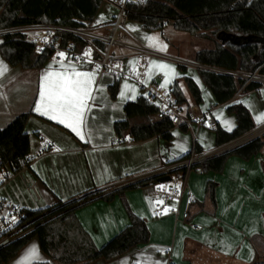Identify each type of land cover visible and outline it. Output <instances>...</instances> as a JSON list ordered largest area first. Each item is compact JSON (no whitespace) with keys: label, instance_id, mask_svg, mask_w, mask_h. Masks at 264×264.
Instances as JSON below:
<instances>
[{"label":"crops","instance_id":"1","mask_svg":"<svg viewBox=\"0 0 264 264\" xmlns=\"http://www.w3.org/2000/svg\"><path fill=\"white\" fill-rule=\"evenodd\" d=\"M104 4L118 11L107 0ZM99 13L92 23L81 29L88 42L97 40L107 48L117 15L104 20L99 18ZM129 22L116 32V44L111 49L114 60L121 62L119 69L136 70L137 55L143 49L156 55L148 59L143 83L121 80L116 99L109 90L115 79L109 74L100 75L91 61L85 64L67 61L64 54L53 57L41 69H24L12 66L0 52V67L7 69L0 75V130L17 116L32 113L26 126L32 162L10 177L0 189V199L20 209H46L60 201L69 202L96 191L113 192L146 179L191 152L195 145L204 154L222 148L216 146L215 132L198 123L192 124L186 132L175 127L172 142L146 130L141 142L118 143L114 123L126 118L125 104L144 96L143 85L151 83L158 75L162 76L159 84L163 87H171L183 75L190 77L203 98L202 104L192 106L200 112L211 113L218 126L227 132H232L237 124L235 115L226 112L227 105L218 104L203 83L198 70L209 68L196 64L195 54L184 58L171 40L166 54H159L142 40L144 28L129 26ZM46 27L29 28L43 30ZM24 29L27 27L11 32ZM119 35L122 37L117 40ZM2 43L0 33V46ZM102 52L97 48L89 56L97 61ZM178 65L186 66L187 71L182 72ZM73 68L93 74L90 96L85 101L79 125L81 135L67 126L70 121L61 123L59 118L50 119L49 114H41L46 111L43 105L41 111H36L42 85L47 91L48 81L44 77L50 72L71 73ZM180 84L192 102L186 84L182 80ZM233 103H242L249 109L256 124L250 133L258 132L264 125V87L250 93L242 92L241 88L229 104ZM43 141L51 143L48 150H44ZM210 181L216 183L214 201L206 196ZM187 182L188 188L180 201L162 203L157 199L158 183L126 191L123 196L116 195L111 202L97 200L79 208L76 217L98 248L129 225L124 201L145 221L150 232L148 244L137 246L114 260H97L90 264H264V151L250 160L231 156L222 173L192 171ZM189 194L194 198H189ZM172 209L177 210V214H170ZM7 264L56 263L42 251L35 237Z\"/></svg>","mask_w":264,"mask_h":264},{"label":"trees","instance_id":"2","mask_svg":"<svg viewBox=\"0 0 264 264\" xmlns=\"http://www.w3.org/2000/svg\"><path fill=\"white\" fill-rule=\"evenodd\" d=\"M105 0H0V33L3 43L2 56L12 65L24 69H41L53 58L54 50H38L36 43L22 32L13 29L31 26H61L69 29L86 28L92 23ZM125 14L129 21L140 24L148 31H164L168 26L179 32L209 39L215 37V48L195 54L196 64L209 69H199L203 83L212 91L218 104L227 105L226 112L236 117V127L232 132L218 126L215 131L216 146L223 147L237 141L253 131L256 124L249 109L242 103L229 104L245 80L236 78L232 72L264 74V0H143L129 2ZM63 48L83 50L87 42L69 32H59ZM93 44L101 51L106 45L100 41ZM182 72L187 67L178 65ZM212 69L224 72L212 71ZM183 81L193 101L190 102L182 90ZM172 87L175 105L186 118H191L190 108L200 105L203 98L198 85L190 77L183 75ZM262 87L259 83H249L242 92L250 93ZM119 81L109 87L112 98L116 99ZM126 118L114 123V133L119 143L141 142L143 133L152 130L163 140L172 142L175 128L169 118L159 119L157 108L147 103L144 96L128 101L124 106ZM31 112L17 116L7 127L0 130V171H10L15 175L29 167L31 143L26 126ZM183 131L188 127L182 125ZM264 151V135L249 140L233 150L210 159L197 162L192 170L202 173H222L231 156L250 160ZM203 150L195 145L191 152L174 161L179 163L192 156L203 155ZM186 168L172 174L185 172ZM159 177L152 176L122 189L107 192L96 191L69 202H59L40 210L23 209L24 219L19 226L32 229L24 236L0 245V264L14 260L20 251L35 237L42 251L56 264H90L97 260H114L131 249L148 244L150 232L145 221L136 215L129 205H124L129 216V225L107 242L103 247L95 246L92 239L79 223L76 212L79 208L97 200L111 202L116 195L126 191L158 184ZM216 183L208 182L206 196L215 200ZM172 264V263H170Z\"/></svg>","mask_w":264,"mask_h":264},{"label":"built area","instance_id":"3","mask_svg":"<svg viewBox=\"0 0 264 264\" xmlns=\"http://www.w3.org/2000/svg\"><path fill=\"white\" fill-rule=\"evenodd\" d=\"M143 0H107L111 5L117 7L119 15L113 22V34L107 40V48L105 51L100 53V60H94L89 55L93 51L97 50L95 45L92 42L87 41V35L82 29H69L61 26H47L45 29L29 28L21 30V32L29 37L32 41L36 43L37 49H52L54 50V56L58 58L60 53L65 54V59L71 62H79L85 64L87 62H93L98 69V73L109 74L113 76L115 81H121L123 79H128L136 81L139 84L143 83V73L147 68L148 59L156 54L148 49L141 50L138 55V65L136 70L125 72L119 69L118 65H121L120 61H115L111 49L116 44L115 34L121 27L127 23L128 18L125 14L126 5L129 2L139 3ZM125 28V27H124ZM59 32H69L77 37L83 39L88 44L83 50H74L70 47L63 48L61 46V38L57 35ZM94 42V41H93ZM236 78H241L245 80V85L242 87V91L245 86L249 83H259L264 87V74H261L259 70L254 73H242V72H232L231 73ZM162 76H156L153 81L147 85H143L142 93L147 103L157 108V114L159 119L169 118L174 127H181L182 125L187 126L188 128L194 124L198 123L205 129L215 132L218 128V123L214 116L209 112H200L196 107L192 106L190 108L191 118H186L181 110L175 105V99L172 93V87H163L160 86L159 82L161 81ZM264 135V125L260 127L259 131L256 133H249L242 137L241 139L231 142L225 147L219 148L215 151H212L201 156H192L191 158L184 160L179 163H173L169 166H166L159 171L154 172L152 176L163 177L170 176L171 181L159 184L155 189V196L157 199H160L162 203H166L170 200L180 201L183 194L188 188V176L194 171L192 166L197 162H201L207 159H210L214 156L221 155L227 151L233 150L237 146ZM119 143V142H118ZM44 150H48L51 146L49 141H43ZM186 168L185 172H181L179 177H176L175 174H172L174 171ZM12 175L10 171H0V189L4 184L10 179ZM189 198L193 199L194 196L189 194ZM161 207V206H159ZM170 214H177V210H169ZM161 216L162 213L159 212ZM25 213L23 209L16 207L11 202H6L0 199V245L7 243L9 240L21 237L31 232L32 229L24 230L19 226L20 222L24 219ZM14 237V238H13Z\"/></svg>","mask_w":264,"mask_h":264},{"label":"snow or ice","instance_id":"4","mask_svg":"<svg viewBox=\"0 0 264 264\" xmlns=\"http://www.w3.org/2000/svg\"><path fill=\"white\" fill-rule=\"evenodd\" d=\"M59 55L64 56L63 53ZM5 71L6 68L0 67V75ZM92 76V73L78 72L75 68L71 73H48L44 77L48 81L47 91L42 85L36 111H41L43 105L46 111L41 114H49L50 119L59 118L61 123L70 121L67 126L72 127L77 135H81L79 125L82 122L85 101L90 96ZM32 251L35 252L34 249Z\"/></svg>","mask_w":264,"mask_h":264},{"label":"rangeland","instance_id":"5","mask_svg":"<svg viewBox=\"0 0 264 264\" xmlns=\"http://www.w3.org/2000/svg\"><path fill=\"white\" fill-rule=\"evenodd\" d=\"M99 11H100L99 18L104 19V20L107 19L112 14L117 15V16L119 15V12L115 8L111 7L108 4H104V3ZM128 25L133 26V27L140 26L141 28V25L136 22L130 21ZM172 29L173 28L169 26L166 27L164 31H148L144 29L145 34H143L144 38H142V40L145 43H148V46L150 48L152 49L154 48V50H156L159 54H162V55L166 54V52L168 51V48L170 46L169 41L171 40L175 42L176 46H178L177 49L179 50L181 56H183L186 59H188V57L193 56V54H196L199 51L213 50L215 48L216 40L212 34H209L210 37L208 39V38L195 36V35H191V34L184 33V32H179V31L172 30ZM135 34L137 35V33ZM121 37L122 35H119L117 37V40L120 39ZM134 83H137V82L134 81Z\"/></svg>","mask_w":264,"mask_h":264},{"label":"water","instance_id":"6","mask_svg":"<svg viewBox=\"0 0 264 264\" xmlns=\"http://www.w3.org/2000/svg\"><path fill=\"white\" fill-rule=\"evenodd\" d=\"M171 181V177L170 176H163V177H160L158 179V183L159 184H164V183H167V182H170Z\"/></svg>","mask_w":264,"mask_h":264}]
</instances>
